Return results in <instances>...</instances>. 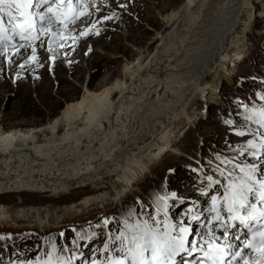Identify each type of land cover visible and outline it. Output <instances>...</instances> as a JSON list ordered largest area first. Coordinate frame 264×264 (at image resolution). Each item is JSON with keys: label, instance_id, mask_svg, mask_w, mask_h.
Segmentation results:
<instances>
[{"label": "bare ground", "instance_id": "6f19581e", "mask_svg": "<svg viewBox=\"0 0 264 264\" xmlns=\"http://www.w3.org/2000/svg\"><path fill=\"white\" fill-rule=\"evenodd\" d=\"M148 1L153 7H159L160 30L153 32L160 20L154 13L149 17L140 16L135 6L141 4L135 0H95L100 11L87 20L82 18L84 23L78 20L76 25L69 26L75 31L65 35H76L79 39L74 44L69 39L67 46L55 53L54 62L53 53L47 51V40L44 48L36 42L37 57H43L37 62L24 68L19 66L31 54V49L14 59L9 73L21 98H30L33 91L26 88L27 74L39 99H46L53 86L42 77L47 69L58 79L57 90H63L61 82L75 74L80 79L89 70L91 78L80 98L73 104L67 103L43 126L5 130L0 120V195L29 191L57 196L105 184L109 188L87 194L82 201L60 209L29 207L5 213L9 207L2 206L0 214H5L2 216L11 221L27 220L44 228L95 207L121 205L132 194L136 195L140 184L153 174L166 155L179 158L187 155L182 138L188 127L205 114L195 104L199 99L207 104L220 103L218 85L232 79L235 68L251 53L249 40L253 29L259 21L264 22V0H183L180 4V0ZM121 3L127 7H117ZM112 12L122 19L117 24L118 31L127 27L122 31L127 40L132 37V28L128 27L131 24L137 25L143 39L152 34L153 39L147 43L137 37L130 39L137 45H146L134 60L123 63L118 75L109 81L112 73L104 72L105 63L97 60L101 55L125 58L123 53L128 47L122 43L114 46L119 33H102L101 37L110 38L108 42H102L99 37L87 45L84 38L92 34L80 37L79 33ZM97 27L101 33L108 27L107 21ZM66 56L68 60L62 61ZM6 62L5 58V65ZM5 65L2 64L0 71L1 98L11 86L5 79ZM244 114L233 110L234 118L241 115L243 120ZM236 137L239 139L232 142L233 146L252 138ZM194 174L198 176L194 180L195 188H199L203 175L212 173ZM214 177L219 178L218 174ZM196 197L192 200L203 208L205 196L200 192Z\"/></svg>", "mask_w": 264, "mask_h": 264}, {"label": "snow or ice", "instance_id": "6c2138e0", "mask_svg": "<svg viewBox=\"0 0 264 264\" xmlns=\"http://www.w3.org/2000/svg\"><path fill=\"white\" fill-rule=\"evenodd\" d=\"M117 7L127 5L121 3ZM99 11L95 0L91 4L89 0H0V71L4 58L11 65L29 49L31 54L19 66L24 68L37 62V41L44 48L47 40V51L53 53L54 62L55 53L66 47L69 39L73 44L79 39L76 35H65L75 31L69 26L76 25L78 20L84 23ZM116 16L112 12L94 21L79 36L99 35L97 24ZM259 99L264 101V93ZM238 106L243 107L245 114L243 122L236 126L235 135L252 138L232 146L235 154L231 157L216 155L215 167L213 160L208 161V171L212 174L203 175L201 194L208 196L216 186L223 189L222 195L217 191L210 197L211 207L206 210L209 215L193 202L183 214L190 223L186 224L183 218L173 222L169 209L184 204L185 198L176 192L156 194L155 215L143 204L146 218H138L137 212L129 209L126 218L117 221L122 223V228L108 234L101 250L102 259H89L82 252L77 255L75 249L58 248L56 243L49 242L50 251L26 264H75L77 260L81 264H264V105ZM225 122L236 124L233 120ZM192 170L204 172L202 167ZM217 174L219 178H214ZM191 222H196L199 230L194 231ZM110 223L104 219L98 226L104 228ZM95 236V233L78 232L73 243L79 248V240L91 241ZM2 239L5 237L0 236Z\"/></svg>", "mask_w": 264, "mask_h": 264}, {"label": "rangeland", "instance_id": "374dc122", "mask_svg": "<svg viewBox=\"0 0 264 264\" xmlns=\"http://www.w3.org/2000/svg\"><path fill=\"white\" fill-rule=\"evenodd\" d=\"M182 1L180 0L178 4ZM135 2L141 4L137 7L135 6L140 16L149 17L151 13L157 16L160 23L156 24L157 26H155L153 32L160 30L162 23L159 18V7H153L148 0H135ZM121 20L120 15H117L112 20L107 21L108 27L101 30L99 35L92 34L84 38L86 45L93 43L99 37L105 43L110 38L107 35L103 36L104 38L101 37L102 33L112 31L119 33L117 40L113 41L114 46L122 43L128 47L126 53H123L126 56L125 58L119 56L117 59H112L107 55H101L97 60L99 63H105L104 72L112 73L109 81L118 75L123 63L134 60L137 52L146 45L145 43L137 45L130 41V39L137 37L138 40L146 41V43L153 39H151L153 34L143 39L137 25L131 24L128 27L132 28V33L130 34L132 37L127 40L126 35L122 32L127 27H123L120 31L117 29V24ZM249 43L251 45V53L243 60L240 67L235 68L234 77L218 85L219 90L217 92L219 93L220 103L213 102L207 104L203 99H199L195 104L199 110L204 109L205 114L199 116V120L188 127L185 136L182 138L187 155L180 158L173 154L166 155L161 159V163L157 164L153 174L147 176L140 184L141 188L136 192V195L132 194L124 204L95 207L79 215H72L62 222L52 225L53 227L40 228L33 225V222L23 219L11 221V218L2 216L5 215L4 213L0 214V219H3L2 221L0 220V236L5 237V239L0 240V264H14L13 262L20 264V261L23 259L34 260L37 256L42 255L44 251H50L49 242L57 244V242H53L56 241L57 237L60 242L64 239L61 244L62 246L75 249L77 255L80 252H89L92 245L96 243L101 248L104 243H107L110 232H117L118 229L122 228V223H117V221H122L126 218L129 209L135 210L138 218L146 217L141 207L143 204L148 206V211H155L154 201L156 194L164 195L176 192L179 196H183L186 204L184 203L179 207H175L172 211V216L175 218L183 217L184 212L189 208V203L194 201L192 200L193 196L198 197L201 192L200 189L203 188L201 185L198 186L199 188H195L197 184L194 180L198 176L194 174L192 169L202 167L204 172H207L209 169L208 161L213 160L215 162L214 157L216 155L229 157H231L230 154L234 155V152L231 150L233 146L232 142L234 143V141L239 139H237L234 130L237 124L242 123L243 120H241V115L240 118H234L233 110L236 111L238 109L243 112V107L238 106L242 103H248L249 106L264 105V101L259 99L260 94L264 93V22L259 21L255 25L253 37L250 38ZM41 58H43L42 55L38 56V59ZM61 59L66 62L68 57L66 56ZM90 60H93V57ZM45 61L48 60L45 59ZM3 63L5 65V58ZM43 64L45 65L46 62ZM5 66L7 68L5 70L7 72L5 79L11 83L10 88L4 91L3 98H1L2 93H0V120L1 123L5 124V130L40 127L51 122L67 103L73 104L80 98L83 94V87L91 78L89 70L85 71L80 79H78L80 75L75 74L73 78L61 82L64 85L63 90H57L58 79L55 77L53 71L47 69L42 74V77L50 81L53 86L51 92L45 96L46 99H39L33 80L27 74L25 77L28 84L26 88L33 89V91H31L30 98H21L20 93L16 91L14 85L15 79L9 73L10 65L6 62ZM30 73L32 74L33 72L31 71ZM17 75L18 73H15V77ZM43 86L46 87L47 84L45 83ZM227 120L236 121V124L229 125L225 122ZM104 188L108 189L109 187L105 184L99 188L92 187L83 191H73L57 196L29 191L22 193L10 192L0 195V207H9L5 213L29 207L44 208L50 206L53 209H60L82 201L87 194L100 193ZM197 197L195 199H198ZM205 197L207 199V196ZM169 203L173 204L175 202L170 201ZM204 204L206 203L202 202V205ZM104 219H108L112 223L107 227L101 228L98 225ZM193 225L197 227V224ZM78 232L95 233L96 236L91 241L79 240L80 247L76 248L73 242L77 241ZM61 233H63V236ZM67 239L69 242L71 240V246L68 245L71 242H67ZM67 254L71 255L72 252H68Z\"/></svg>", "mask_w": 264, "mask_h": 264}, {"label": "trees", "instance_id": "16d2710c", "mask_svg": "<svg viewBox=\"0 0 264 264\" xmlns=\"http://www.w3.org/2000/svg\"><path fill=\"white\" fill-rule=\"evenodd\" d=\"M64 241V239H62V242ZM53 242H57V246L58 247H60V246H62L61 244H62V242H60V240L58 239V237H57V239H56V241H53ZM67 242H69V240L67 239ZM70 242H71V240H70ZM69 242V243H70ZM69 246H71L72 245V242H71V244H68ZM75 248V247H74Z\"/></svg>", "mask_w": 264, "mask_h": 264}]
</instances>
